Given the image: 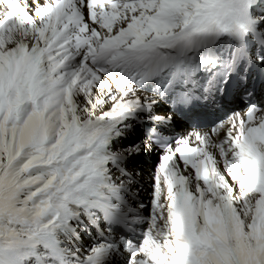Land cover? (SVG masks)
Masks as SVG:
<instances>
[{
  "label": "snow or ice",
  "instance_id": "1",
  "mask_svg": "<svg viewBox=\"0 0 264 264\" xmlns=\"http://www.w3.org/2000/svg\"><path fill=\"white\" fill-rule=\"evenodd\" d=\"M258 74L264 0H0V264H264Z\"/></svg>",
  "mask_w": 264,
  "mask_h": 264
},
{
  "label": "bare ground",
  "instance_id": "2",
  "mask_svg": "<svg viewBox=\"0 0 264 264\" xmlns=\"http://www.w3.org/2000/svg\"><path fill=\"white\" fill-rule=\"evenodd\" d=\"M150 161L154 162V157H149ZM139 163L142 164L143 166L150 167V164L147 162H144L143 160H139Z\"/></svg>",
  "mask_w": 264,
  "mask_h": 264
},
{
  "label": "rangeland",
  "instance_id": "3",
  "mask_svg": "<svg viewBox=\"0 0 264 264\" xmlns=\"http://www.w3.org/2000/svg\"><path fill=\"white\" fill-rule=\"evenodd\" d=\"M157 161H158V157L157 156H155V162H154V164H156L157 163ZM151 167V166H150Z\"/></svg>",
  "mask_w": 264,
  "mask_h": 264
}]
</instances>
